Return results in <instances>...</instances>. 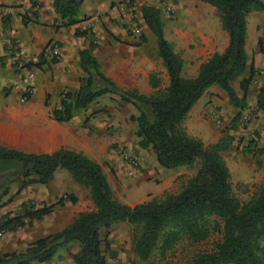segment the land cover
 <instances>
[{"label": "trees", "instance_id": "trees-1", "mask_svg": "<svg viewBox=\"0 0 264 264\" xmlns=\"http://www.w3.org/2000/svg\"><path fill=\"white\" fill-rule=\"evenodd\" d=\"M201 1L214 7L227 44L221 52H214L201 62L195 76L182 77V59L163 36L158 8L144 5L140 17L155 38L157 56L168 76L167 85L159 88L157 77L151 73L149 84L154 91L149 95L117 87L100 70L90 52L93 43L89 42L88 47L78 51L83 73L80 84L76 90L64 92L58 105L50 109L53 119L65 122L73 116V110L84 109L106 93H116L135 109L136 113L129 119L135 123L137 147L151 150L162 168L189 166L199 159L195 173L175 194L130 206L114 198L101 166L82 153L59 149L35 154L0 146V162L12 163L8 165L9 173L0 181V206L11 201L7 195L15 176L20 178L19 191L28 184L48 183L56 170L66 171L73 181L85 187L93 204L91 210L77 213L60 229L33 239L21 250L1 254L0 264L48 262L59 257V251L71 244L76 245V250L68 254L73 264H108L104 251L109 258L114 257L115 251L108 248L106 236L100 232L117 222L133 228L131 250L140 260H147L154 250L162 257L182 235L192 242L205 240L212 227L218 238L211 248L193 254L186 264H264V184L249 199L240 202L231 192L228 171L220 155L229 148L231 137H222L205 147L179 127L210 85L225 93L228 103L237 109V115L245 108V96L253 81L252 70L238 82L241 96L230 82L246 67V16L252 11H263L264 1ZM81 2L53 0L52 5L61 19L72 24L78 21L76 12ZM35 3L31 0V5ZM2 24L6 25L3 19ZM258 48L263 50L262 46ZM36 60L34 66L44 62L42 52ZM254 105L256 110L264 111V82L257 89ZM65 197L39 206L30 201L20 202L21 212L0 215V235L42 219L54 206L61 205ZM69 199L75 201L72 196ZM212 221L213 225L209 226L208 222Z\"/></svg>", "mask_w": 264, "mask_h": 264}, {"label": "crops", "instance_id": "crops-1", "mask_svg": "<svg viewBox=\"0 0 264 264\" xmlns=\"http://www.w3.org/2000/svg\"><path fill=\"white\" fill-rule=\"evenodd\" d=\"M34 1L35 5H31V0H0V146L26 153L44 154L59 149L69 150L84 154L102 167L100 160L108 156L106 142L102 137L104 126L98 124L96 118L84 119L86 116L81 117L76 110H73V116L68 121H56L52 118L50 109L58 105L59 93L62 89L74 91L80 84L83 73L79 68L78 51L88 47L89 42L93 43L90 52L98 61L100 70L117 87L149 95L154 91L149 84V75L154 72L160 79V86L167 85L168 76L160 58L158 57L157 66L153 58L156 53L155 38L140 17V10L144 5L158 8L162 33L169 43L173 40L182 47L179 42L182 35L179 28L181 12L187 8L189 16L197 15L198 12L193 7L196 4L202 8L200 21L197 24L200 27L210 25L208 36L204 38L214 40H210L209 43L206 41V56L221 52L227 44L226 33L222 40L216 41L219 35L218 19L215 18L213 21L207 12L203 11L206 9L213 13L214 7L200 0L170 1V5L176 10L172 19H166L165 15L161 14V7L155 0H133L134 13L140 17L142 39L130 31L131 24L127 15L117 9L121 0H82L76 12L78 21L72 24H67L54 11L53 0ZM250 14L251 12L246 16L244 44L246 54L250 35L248 29ZM2 19L6 22L5 26L2 24ZM197 34L201 33L197 32ZM258 36L260 33L256 31L253 40ZM40 52L43 54L44 62L34 66L33 63L37 61ZM185 53L189 54V52ZM184 54L181 56L184 60L183 71L190 78L196 75L199 64L207 57L190 62V56ZM14 58L26 64L30 63L35 69L31 81L32 92L24 102H20L18 94L11 89L12 83L19 75L11 64ZM256 63L257 61L254 62ZM234 80L230 82L233 88ZM209 87L212 89L209 90ZM209 87L194 102L181 121L188 133H195L196 135L191 136L200 139L201 142L204 141L202 134L198 135L196 131L200 129V116L203 112L202 109H198L199 102L204 100L202 98L206 97L207 91L217 93L224 97V102L226 101L222 90L215 85ZM220 155L224 159L222 152ZM0 164L4 165L2 162ZM158 172L162 173L161 170ZM16 177L18 176L13 178L10 186L13 183L19 185L20 178L17 180ZM106 179L111 188L107 174ZM19 191L16 189L17 193ZM121 202L130 206L139 203H131L128 200ZM8 210L2 205L0 215ZM21 242L22 240H17L14 243L21 244ZM65 259L57 260L55 263L63 264ZM50 261L38 264H49Z\"/></svg>", "mask_w": 264, "mask_h": 264}, {"label": "rangeland", "instance_id": "rangeland-1", "mask_svg": "<svg viewBox=\"0 0 264 264\" xmlns=\"http://www.w3.org/2000/svg\"><path fill=\"white\" fill-rule=\"evenodd\" d=\"M170 1L173 0H155L156 4L161 7V14L165 15L166 19H172L176 13V10L170 5ZM121 2L133 7V0H121ZM193 7L197 10V15L189 16L187 8L181 12L179 28L183 36L181 35L179 42L182 47H179L176 41L168 42L172 50L180 57L184 52H189L184 55L190 56V62L198 59L203 60L207 57L205 54L206 41L209 43L211 40L204 38L208 36L210 25L200 27L197 24L200 21L202 8L196 4ZM203 11H206L213 21L215 18L218 19L216 11L213 13L206 9ZM127 17L130 24L137 28V36L142 35L139 26L140 17L135 15L133 8ZM248 17L250 18L248 22L250 35L246 46L247 54L245 52L246 67L242 74L233 81L236 93L241 96L238 82L241 78L247 77L249 70H252L253 81L245 96V108L237 115V109L228 103L226 95L224 102V97L207 91L206 97H203L204 100L201 99L202 101L198 105V109H202L203 112L200 116V129L196 130L198 135L202 134L201 137L204 141L201 143L205 147L212 144L208 143L209 141L215 143L222 137H231L229 148L222 151L223 161L228 171L231 192L240 202L249 199L256 189L264 184V111L256 110L254 105L257 89L264 82V10L252 11ZM218 31L219 35L216 41L222 40L225 34L220 27L219 19ZM256 31H259L260 36L253 40V34ZM197 32L201 34L198 35ZM259 46L263 47L262 51L259 50ZM153 58L157 66L158 56L156 53ZM255 58L256 64H254ZM183 69L184 60L182 59L181 75L188 78ZM154 74L157 77L159 88H163L160 86L157 73L154 72ZM215 87L218 88L216 85ZM210 89L212 87H209ZM64 92H68V90L62 89L59 98ZM210 97L213 98L210 99ZM76 112L81 117L86 116L84 119L96 118L98 124L105 128L102 137L106 142L108 156L100 160L103 167L101 168L111 181L112 195L119 202L128 200L131 203H140L148 200H160L168 195H173L187 182L199 166V159L189 166L182 165L176 168L166 169L157 165L151 150L141 149L136 145L135 123L129 119L131 114L136 113L135 109L131 104L121 100L116 93H106L90 102L84 109H76ZM179 127L188 136L195 138L191 135L196 134L192 132L189 134L182 122ZM129 160H132L133 163ZM2 163L4 165L0 164V181L9 173L8 165L12 164L7 161ZM158 170H161L162 173H159ZM16 179L19 180V177ZM17 185V183L9 185L8 194L11 196V201L4 205L11 213L21 212L19 204L22 201H30L35 206H39L53 203L59 197H66L61 205L54 206L52 211L42 219L34 220L30 225L20 227L12 233L1 234L0 255L23 249L33 239L54 232L69 223L77 213L93 208L88 190L73 181L64 170H58L53 179L44 185L28 184L18 193L16 192ZM69 196L74 197L75 201H70ZM208 225L212 226L213 221L208 222ZM211 228L205 240L192 242L182 235L170 249L165 251L162 257L157 250H154L147 260H140L133 254L131 237L134 231L129 224L125 222L112 223L107 230H101L100 233L102 236L105 234L108 248L115 251L112 258H109L104 251L108 264H186L193 254L208 251L218 238L217 231ZM17 240H22L21 244L14 243ZM75 250L76 245H69L66 250H60L59 257H54L49 264H56L57 260L63 258H66L63 260V264H73L68 254Z\"/></svg>", "mask_w": 264, "mask_h": 264}, {"label": "built area", "instance_id": "built-area-1", "mask_svg": "<svg viewBox=\"0 0 264 264\" xmlns=\"http://www.w3.org/2000/svg\"><path fill=\"white\" fill-rule=\"evenodd\" d=\"M117 9L124 15H130L132 8L125 2H120ZM129 28L132 33H138L133 24ZM11 64L19 72L18 79L12 83L11 89L18 94L19 101L24 102L32 92L31 81L34 78L35 69L32 66L27 67L25 62L16 58L11 61ZM129 162L133 163L132 160H129Z\"/></svg>", "mask_w": 264, "mask_h": 264}]
</instances>
